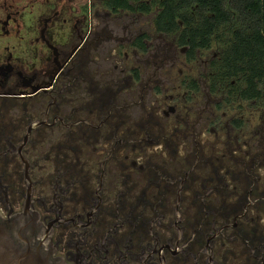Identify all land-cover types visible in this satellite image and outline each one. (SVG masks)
<instances>
[{
	"label": "flooded vegetation",
	"instance_id": "1",
	"mask_svg": "<svg viewBox=\"0 0 264 264\" xmlns=\"http://www.w3.org/2000/svg\"><path fill=\"white\" fill-rule=\"evenodd\" d=\"M152 2L0 0V214L66 264H264V74Z\"/></svg>",
	"mask_w": 264,
	"mask_h": 264
},
{
	"label": "trees",
	"instance_id": "2",
	"mask_svg": "<svg viewBox=\"0 0 264 264\" xmlns=\"http://www.w3.org/2000/svg\"><path fill=\"white\" fill-rule=\"evenodd\" d=\"M156 4L160 0H152ZM160 13L166 22L175 23L184 12L179 7L196 6L200 24L196 40H217L224 47L225 30L232 37V62L245 71L264 74V0H161ZM186 1V5L184 2ZM183 5V6H182Z\"/></svg>",
	"mask_w": 264,
	"mask_h": 264
},
{
	"label": "water",
	"instance_id": "3",
	"mask_svg": "<svg viewBox=\"0 0 264 264\" xmlns=\"http://www.w3.org/2000/svg\"><path fill=\"white\" fill-rule=\"evenodd\" d=\"M0 264H66L55 251L38 217L26 210L0 214Z\"/></svg>",
	"mask_w": 264,
	"mask_h": 264
},
{
	"label": "rangeland",
	"instance_id": "4",
	"mask_svg": "<svg viewBox=\"0 0 264 264\" xmlns=\"http://www.w3.org/2000/svg\"><path fill=\"white\" fill-rule=\"evenodd\" d=\"M80 4H84V6H89V0H78ZM151 23V19H149V24Z\"/></svg>",
	"mask_w": 264,
	"mask_h": 264
}]
</instances>
